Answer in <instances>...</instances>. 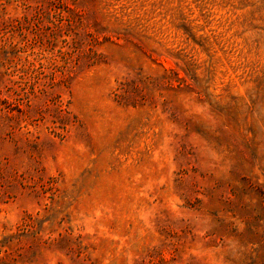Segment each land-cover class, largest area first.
Instances as JSON below:
<instances>
[{"label":"rangeland","instance_id":"1","mask_svg":"<svg viewBox=\"0 0 264 264\" xmlns=\"http://www.w3.org/2000/svg\"><path fill=\"white\" fill-rule=\"evenodd\" d=\"M0 264H264V0H0Z\"/></svg>","mask_w":264,"mask_h":264}]
</instances>
